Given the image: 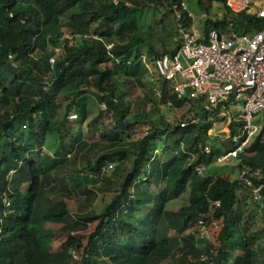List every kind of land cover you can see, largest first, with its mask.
Masks as SVG:
<instances>
[{"label":"trees","instance_id":"1","mask_svg":"<svg viewBox=\"0 0 264 264\" xmlns=\"http://www.w3.org/2000/svg\"><path fill=\"white\" fill-rule=\"evenodd\" d=\"M211 1L222 2L224 12L207 14L204 35L226 32L230 23L240 33L264 28L254 14ZM151 9L158 32H143L140 16ZM190 14L184 0H0V264H264V187L254 204L243 180L209 172L224 152L204 150L219 119L204 114L200 102L179 99L156 69V60L177 54L180 43L160 52L152 41L161 32L180 36V24L193 31ZM36 52L48 78L24 67ZM87 89L105 106L95 118L83 101ZM61 95L70 98L61 103ZM164 106H189L197 113L182 121L200 122L171 125ZM74 112L79 123L70 119ZM138 126L148 131L136 137ZM53 137L50 154L45 147ZM222 146L237 147L231 140ZM245 154L259 162L244 160L238 168L250 171L254 186H264V124ZM44 176L57 186L47 187ZM100 193L113 197L98 213L93 203ZM186 196V204L170 209ZM80 201L88 206L72 213L70 203ZM199 220L211 230L221 223L218 236L189 233V223ZM95 224L84 241L81 234ZM49 225L67 237L58 251ZM257 226L263 243L255 250Z\"/></svg>","mask_w":264,"mask_h":264},{"label":"built area","instance_id":"2","mask_svg":"<svg viewBox=\"0 0 264 264\" xmlns=\"http://www.w3.org/2000/svg\"><path fill=\"white\" fill-rule=\"evenodd\" d=\"M226 6L234 13L254 14L264 22V6L256 9L250 0H226ZM176 15L180 23L182 14L177 7ZM202 16L205 19L208 17L207 13ZM239 27L230 23L226 32L213 29L208 35H202L194 28L193 31H186L180 24L177 54L162 55L155 63L160 75L173 83L174 93L179 99L200 102L204 114L212 120L226 123L228 132L225 137L217 136L213 127L204 146L205 152L211 154L214 148H219L212 142V137L215 141L219 138L221 144L231 140L237 147L232 151L223 149L224 152L216 158V162L223 165H229L243 156L264 124V28L240 33ZM238 107L239 112L235 111ZM72 119H78V115L72 116ZM257 119L258 124L255 122ZM199 122L200 118L195 117L181 123V127ZM233 128L237 134H232ZM113 166L111 164L110 168ZM204 170L203 166L197 167L199 173ZM249 173V170H244L241 180L253 189L254 201L260 203L264 186H254L247 177ZM256 173L259 175V172ZM215 204L219 206L220 202ZM197 224L200 237L210 239L211 229L205 222L199 220Z\"/></svg>","mask_w":264,"mask_h":264},{"label":"rangeland","instance_id":"3","mask_svg":"<svg viewBox=\"0 0 264 264\" xmlns=\"http://www.w3.org/2000/svg\"><path fill=\"white\" fill-rule=\"evenodd\" d=\"M26 1L31 2V0H26ZM250 2H252L256 5V9L264 6V0H250ZM184 3H185L186 8L193 15L195 28L198 29V31L203 29V23L205 21V18H203L202 15L204 14V12H206L212 18L222 16L223 12H224L222 2L204 0L203 1V3L205 4L204 6H201L198 3V0H184ZM174 15H175V13H174ZM161 16L162 15H159L160 18H161ZM162 18H164V15ZM170 18L171 17H169V19H168V17H165L167 22H168V20H170ZM155 21L156 20L154 18L153 10L152 9L147 10L146 12H144L140 16L141 30L143 32H147L150 28L153 27L158 32V27L155 25V23H157V22H155ZM171 22L174 23V20L172 18H171ZM64 31L66 33V38L71 39L72 37L69 35L67 30L64 29ZM158 35H157L156 39L152 41V44L160 52H163L165 48H167L168 51H171L180 43V36L179 35H173V33H166V32H161V34L159 36ZM147 50L148 49H146V51ZM39 59H40V54L38 52H36L34 55V58L32 59V63L24 65V67L29 68L30 70H33L32 71L33 76L44 77V78L47 76V78H48L49 75H47L46 69L44 68L43 65H41ZM150 68H151L152 74L148 77V81H152V83H153V82H155L157 77L154 73L155 68H153L151 66H150ZM94 91L95 90H93V89H87L85 92V97L83 98L84 99L83 101L88 105V108L90 109V112H91V115L93 118L97 117L99 115V113L105 108L104 104H100L97 101L96 96L93 93ZM68 98H70L69 95H67V96L61 95L60 97H58V100H59V102L63 103V102H66L68 100ZM236 110H237V112H239V107H238V109H235V111ZM195 113H197V112L190 109L189 106H185L182 109H174V108H171L170 106L162 107V114L171 125H177V124H179V122H181L183 119H185V117L194 116ZM74 115H77V113L76 112L71 113L70 119H72V116H74ZM79 120L80 119L78 118L75 122L79 123ZM258 121H259L258 119L255 120V122L257 124H258ZM183 122L184 121H182L181 123H183ZM106 123L110 124L111 121H107ZM214 129H215V133H217V136L219 135L221 137H224L223 134L226 135L228 132L226 123H224L222 120L215 121ZM146 131H148L147 126L136 127V132H137L136 137L142 136ZM211 139H212V142L214 143L215 146L226 149L225 147L222 146L219 138H217L216 141H215V137H212ZM56 144H57V139L55 137L49 138L48 143L45 147V151L50 153V154H54ZM242 157H245V158H242V160H239V159L235 160L233 163H231L229 165H223V164H218V163L213 164L212 166L209 167V172L212 174L219 173L222 176L230 178L232 181L239 180L242 177V170L239 169L238 166H239V164L242 163V161L252 160V161L259 162V159L256 156H249L247 154H244ZM106 171H108V170L106 169ZM42 181L46 184L47 187L57 186L55 179L51 176H44L42 178ZM92 184L93 185L95 184V186L93 188H96V183H94L92 181L89 183L88 186L92 187ZM112 197H113V194H111V193H100L97 201L95 203H93V209L96 210L98 213L104 211V209L106 208L107 204L110 202ZM239 197H240V199L238 202V208L243 209V204L241 201V197H242L241 191H239ZM252 201L254 203V199ZM186 203H187V196L182 197L181 199H179V201L172 203L170 205V209L171 210H177L182 205H184ZM87 206H88V204L85 205V203L83 201H80L79 203L78 202H71L70 203V209H71L72 213L80 212V211L84 210ZM89 209L90 208H88V210ZM189 226H190L189 233H195L199 237L200 232H199V226H198L197 222L193 221V222L189 223ZM48 228L55 231L56 237L52 243V246H53L54 251H58L62 248L63 244L66 242L67 237L65 234H63L59 231V226H57V225H49ZM220 228H221V223L213 224L212 230H211V237L212 238L213 237L215 238L218 236ZM258 228H260V227L257 226V228H256L257 230L254 231V233H252V243H254V245L252 247L255 250H257L258 247L263 243V239H262L263 236L260 232V229H258ZM95 229H96V224L92 225L90 227V230L87 233L81 234V238H83L84 241H87L88 236L90 234H92L95 231ZM172 235H174V234H172ZM177 237L179 238V236H177ZM215 240L216 241L214 243L217 244V238ZM78 259H79V256H77V258L73 257L74 262L77 261Z\"/></svg>","mask_w":264,"mask_h":264},{"label":"crops","instance_id":"4","mask_svg":"<svg viewBox=\"0 0 264 264\" xmlns=\"http://www.w3.org/2000/svg\"><path fill=\"white\" fill-rule=\"evenodd\" d=\"M194 26H195V23H194ZM194 29L196 30V32H199L200 34L204 35L203 29L200 30V31H198V29H196L195 27H194ZM223 135H224V137H225V134H223Z\"/></svg>","mask_w":264,"mask_h":264}]
</instances>
